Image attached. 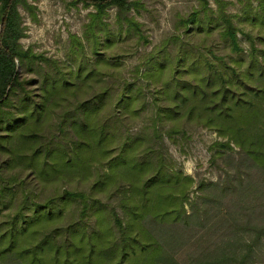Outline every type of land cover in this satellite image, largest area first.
<instances>
[{
	"label": "trees",
	"instance_id": "16d2710c",
	"mask_svg": "<svg viewBox=\"0 0 264 264\" xmlns=\"http://www.w3.org/2000/svg\"><path fill=\"white\" fill-rule=\"evenodd\" d=\"M33 2L0 0V264H264V0H195L148 51L140 0H70L64 60L22 45ZM189 126L215 180L155 147Z\"/></svg>",
	"mask_w": 264,
	"mask_h": 264
},
{
	"label": "rangeland",
	"instance_id": "374dc122",
	"mask_svg": "<svg viewBox=\"0 0 264 264\" xmlns=\"http://www.w3.org/2000/svg\"><path fill=\"white\" fill-rule=\"evenodd\" d=\"M144 8L137 14V19L143 24L145 34L150 44L141 47L139 51H148L150 47L173 32L172 24L177 14L185 15L195 5V0H140ZM36 20L28 13L20 10L25 29V37L21 43L31 47L36 53L64 60L63 53L67 45L68 33L80 35L81 25L85 21L86 10L70 5V0H34ZM235 7L231 6L230 10ZM113 12L110 11L109 21ZM137 56L123 58L121 63L125 74L136 63ZM146 123L143 115L132 126V132H138ZM186 139L177 136L173 140L164 139L163 143L155 145L161 148L164 156L173 163V169L183 174L196 177L198 174L207 180H215L217 171L209 166L207 147L217 136L212 130L202 127H187ZM196 193H190V197Z\"/></svg>",
	"mask_w": 264,
	"mask_h": 264
}]
</instances>
